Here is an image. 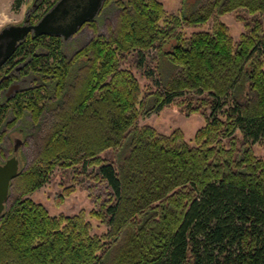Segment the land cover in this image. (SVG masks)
<instances>
[{
  "label": "trees",
  "instance_id": "trees-1",
  "mask_svg": "<svg viewBox=\"0 0 264 264\" xmlns=\"http://www.w3.org/2000/svg\"><path fill=\"white\" fill-rule=\"evenodd\" d=\"M186 1L173 13L159 0H106L80 48L29 36L2 67L0 143L30 116L36 149L10 185L0 264H264V158L252 149L264 140V0H203L189 14ZM241 10L251 19L236 42L220 19ZM110 11L117 22L101 33ZM25 75L33 84L7 98ZM172 105L205 116L192 142L140 126ZM58 168L84 184L104 235L84 213L52 216L30 198Z\"/></svg>",
  "mask_w": 264,
  "mask_h": 264
},
{
  "label": "rangeland",
  "instance_id": "rangeland-1",
  "mask_svg": "<svg viewBox=\"0 0 264 264\" xmlns=\"http://www.w3.org/2000/svg\"><path fill=\"white\" fill-rule=\"evenodd\" d=\"M50 2L56 0H49ZM162 2L169 12L176 13L182 7L183 0H159ZM203 0H187L186 13L189 14L194 11ZM15 0H0V31L8 25H22L28 14L32 13L35 8V2L38 0H25L19 9H15ZM47 5L44 6L39 13H43ZM117 13L110 11L98 19L97 24L101 33H107V26L109 24L115 25L117 22ZM243 18L245 21H240ZM251 17L246 11H238L234 14H229L222 17L220 20L225 23L230 31L234 41H239L242 34L246 33L245 22H248ZM38 21V20H37ZM213 23L210 22L206 26L199 28L185 29L187 35H191L197 31H211ZM94 32L89 30L85 34H79L68 41H64L65 45L70 48V52L80 48L86 44L92 37ZM49 42V39H46ZM123 68L131 70L140 82V85L145 88H154L152 81L144 76V71L137 69L133 65V61L125 64ZM25 77V78H24ZM22 85V90L28 88L34 82V77L31 75L20 76L19 81ZM206 124L205 116L201 114L188 115L185 110L178 106L172 105L165 108L160 113L153 114L147 119L140 121V126L148 125L154 127L158 132L169 135L176 130H181L184 133L185 139L189 142L194 140V137L199 129ZM32 131L30 116L25 117L19 124L9 131L3 143L0 144V152L7 160L11 158L13 148L16 140H21L23 144L17 153L20 161V168H24V156H32L36 148L33 146L32 138L28 135ZM28 132V134H27ZM237 136L241 138L240 133ZM254 154L263 159L264 158V140L253 147ZM3 158V157H2ZM0 157V165H1ZM33 201L43 205L52 216L65 215L72 217L84 213L87 220L93 226V234L102 236L108 231V227L101 221L94 218L91 214L95 209L93 200L90 198L88 192L84 188L82 182L74 181V173L66 172L62 169H56L51 176L49 182L39 191L31 195Z\"/></svg>",
  "mask_w": 264,
  "mask_h": 264
},
{
  "label": "water",
  "instance_id": "water-1",
  "mask_svg": "<svg viewBox=\"0 0 264 264\" xmlns=\"http://www.w3.org/2000/svg\"><path fill=\"white\" fill-rule=\"evenodd\" d=\"M105 2L106 0H58L36 23L31 22L34 8L22 25L5 26L0 31V70L29 36H57L64 41L72 39L86 24L96 20ZM19 90V84L11 85L8 97ZM22 144L21 140H16L14 155L0 165V217L7 208L11 182L21 170L17 153Z\"/></svg>",
  "mask_w": 264,
  "mask_h": 264
},
{
  "label": "flooded vegetation",
  "instance_id": "flooded-vegetation-1",
  "mask_svg": "<svg viewBox=\"0 0 264 264\" xmlns=\"http://www.w3.org/2000/svg\"><path fill=\"white\" fill-rule=\"evenodd\" d=\"M42 1H43V0H38V2H35V4H36V5H35V10L38 8L39 3L42 2ZM33 13H34V12H33ZM31 20H32V18H31ZM31 22H32V23H36V22H38V21H37V20H35V21L33 20V21H31ZM91 23H92V22H91ZM91 23L86 24L87 26L85 25V26H84V27H83V28H82V29H81L76 35H79V34H82V35H83V34H85L86 31H89V30H90V29H89V25H91ZM76 35H75V36H76ZM75 36H74V37H75ZM20 72H21L20 68L16 70V73H18V75H20V74H19ZM14 76H16V74H15L14 72H11L10 74H6V75H4L3 79H4V80H8V79H9V80H10V79L13 78ZM24 78H25V77H24ZM18 81H19V78L16 79V80H14V82L12 83V85H13V84H19V85H20V90L14 92V93H12L11 96L8 97V91H9V89H7V91L5 92V95L7 96V98H11V97L15 96L16 93L23 91V90H22V85H21V83L18 82ZM9 88H10V87H9ZM2 143H3V142H2ZM0 144H1V143H0ZM14 148H15V145H14ZM14 148H13V153L11 154L12 156L14 155V150H15ZM19 150H20V149H19ZM18 152H19V151H18ZM1 153H2V152H0V154H1ZM12 156H11V157H12ZM5 159H6V158H5L4 156H3V158L1 157V161H2V162H1V165H2V164H5L6 161H7L8 159H10V158H8L7 160H5Z\"/></svg>",
  "mask_w": 264,
  "mask_h": 264
}]
</instances>
